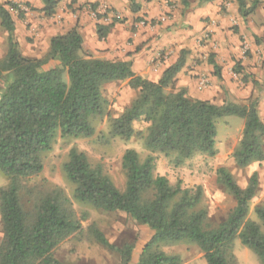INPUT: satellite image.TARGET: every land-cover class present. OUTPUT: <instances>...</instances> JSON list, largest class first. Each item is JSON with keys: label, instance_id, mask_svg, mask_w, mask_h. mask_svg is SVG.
<instances>
[{"label": "trees", "instance_id": "obj_1", "mask_svg": "<svg viewBox=\"0 0 264 264\" xmlns=\"http://www.w3.org/2000/svg\"><path fill=\"white\" fill-rule=\"evenodd\" d=\"M130 1L132 12L139 11L140 6ZM180 1L185 7L191 3ZM198 1L202 4L214 0ZM41 2L40 11L45 17L56 16L60 0ZM238 3L246 19L255 7L247 9L245 0ZM18 7L11 1L0 5L1 26L8 34V51L0 60V172L9 180L6 187L0 188V264H62L55 250L65 240L84 234L82 222L90 218L86 212L82 217L77 214L74 201L97 210L125 213L151 231L136 264H184L180 256L161 250V245L179 243L196 245L207 264H239L234 253L236 240L264 264V202L254 209L257 220L249 218L250 205L259 188L256 173L247 187L241 188L228 169H219V182L236 205L225 222L210 228L207 210L202 206V188H183L181 182L172 185L165 176L156 175L154 156L163 155L176 167L199 154L215 157L217 122L236 116L245 122L232 156L236 166L244 169L263 162L264 120L258 112V100L218 105L191 99L187 89L175 88L186 62L185 52L158 82H153L135 74L130 61L89 55L77 29L53 37L45 58H28L14 37L16 22L9 8ZM111 26L97 25L100 39L107 37ZM49 61H57L59 66L45 70ZM210 64L216 76L221 77L213 58ZM235 71L244 74L240 63ZM125 81L139 94L120 116L110 120L109 133L104 138L130 141L142 136L134 127L136 122H142L147 125L144 147L150 153L142 160L134 149L125 152V191L116 187L101 166L93 167L84 152L72 148L63 169L73 186V198L54 187L39 193L30 208L25 207L23 180L43 172L44 155L52 151L59 138L95 136L96 122L108 110L103 87ZM86 235L118 253L122 264L132 262L135 244L122 248L112 244L95 223L88 227Z\"/></svg>", "mask_w": 264, "mask_h": 264}, {"label": "crops", "instance_id": "obj_2", "mask_svg": "<svg viewBox=\"0 0 264 264\" xmlns=\"http://www.w3.org/2000/svg\"><path fill=\"white\" fill-rule=\"evenodd\" d=\"M14 1L29 3L36 10L20 19V45L26 35L33 33L37 37L36 52H29V56L23 54L28 58L38 59L40 51H49L53 37L77 29L84 40V51L89 55L102 60L130 61L135 74L158 82L165 70L185 52L186 62L176 78V89H187L191 99L218 105L228 99L236 104L258 99V112L264 120V66L259 63L264 60V46L254 44L256 38H264V0H257L260 4L254 5L256 9L246 19L236 0L232 1L237 3L231 0L191 2L188 7L180 0H134L140 6L137 12H132L130 0H60L52 21L40 11L43 8L41 0ZM250 1L257 3L256 0L247 2ZM103 6L111 9L113 15L103 16ZM258 18L262 20H256ZM109 22L114 23L107 37L100 39L97 25L108 26ZM231 24L240 28L239 35L230 31ZM18 26L16 24V36ZM238 36L246 38L243 52ZM209 50L214 52L213 60L221 69V77L216 76L210 64ZM248 50L253 54L252 59L244 56ZM256 53L263 55V59ZM232 54L239 57L244 74L230 71L236 64ZM50 63L59 66L57 61Z\"/></svg>", "mask_w": 264, "mask_h": 264}, {"label": "rangeland", "instance_id": "obj_3", "mask_svg": "<svg viewBox=\"0 0 264 264\" xmlns=\"http://www.w3.org/2000/svg\"><path fill=\"white\" fill-rule=\"evenodd\" d=\"M10 1L19 6L18 10L9 8L13 19L16 24L19 25L18 35L16 36V31L14 34V37L16 36L15 40L18 43L21 53L29 56L30 53L34 54V52H36L37 48H35V41L37 37L33 35V33H31L30 36L26 35L24 42L20 45V19H23L24 14L28 12L33 13L36 12V10L30 4L28 6L27 4H20L14 0H0V5ZM236 1L238 2V0ZM236 1L231 0V3H235ZM245 1L249 8L254 5L257 7L260 4L258 1L255 4H253V1H250V3L247 2L248 0ZM191 2L197 3L198 0H191ZM24 9H27V11ZM108 11L113 12L109 8ZM102 15L104 16V14ZM262 17L263 15H261V18ZM54 18L55 17H52L50 20L52 21ZM113 20L120 22L118 18H113ZM256 20L261 21L262 19L258 18ZM56 23L57 22H55V24ZM113 23L114 22H109V25ZM239 29L238 26H233L231 24L230 31L233 35H239ZM233 35L232 39L235 38ZM237 40L243 52L244 46L247 44L246 38L238 36ZM255 43L264 46V38L260 40L256 38L254 44ZM42 49L43 44L41 50ZM210 50L212 51V49ZM210 50L207 53L209 59H212L214 58V52ZM7 51L8 34L1 26L0 21V60L5 57ZM48 52L43 50L40 51L39 54L41 55L38 59L45 58ZM256 55L263 59V55H259L258 53H256ZM231 56L233 57L232 60L237 64L239 57L235 54ZM244 56L249 59L253 58V54L250 50H248ZM259 63H261V66H264V60L259 61ZM236 64L234 67H231L230 71L232 73H236L234 71ZM52 68H55V66L52 65L50 61L44 66L45 70ZM234 79L232 78L231 80L235 82L236 80ZM103 91L108 101V110L106 116L96 122L95 136L86 139L70 140L59 138L56 141L52 151L44 155L43 172L37 176L23 180L22 199L25 207L30 208L37 199L39 193L54 187L62 188L70 198H73V186L66 179L63 169L64 164L68 161L69 153L72 148H77L79 151L84 152L93 167L101 166L104 173L112 179L121 192H124L126 188V174L122 166L125 152L129 149H134L140 154L142 160L150 155L145 149L143 142L147 134V125L142 122H136L134 124L135 129L137 132H140L142 136H136L130 141H123L119 138L107 141L104 138V136L109 133L110 120L120 116L124 112V110L137 98L139 94L138 91L130 88L129 81L109 83L103 87ZM244 123L242 118L236 116L223 118L217 122V154L215 157L199 154L187 160L184 165L176 167L169 158L163 155H154L156 157V175L165 176L172 185L181 182L183 188H202L204 193L202 206L207 210V224L210 228H217L220 224L225 222L236 205L234 197L219 182L218 171L220 168L228 169L241 188L247 187L253 174L256 173L258 175L259 188L250 205L249 218L251 220H257L254 209L264 202V161L240 169L236 166L232 157L239 146L244 130ZM8 184V178L0 172V188L6 187ZM74 208L79 216L82 217L83 213L86 212L89 214L90 218L82 222L84 234L73 236L65 240L55 250V257L62 264H122L118 253L112 252L99 245L90 236L86 235L88 227L94 223L97 224L99 229L112 244L120 248L126 244H135L136 248L130 264H136L138 262L142 246L150 240L152 235L148 228L136 224L125 213L97 210L87 205H81L76 201H74ZM2 240L3 225L0 215V243ZM161 250L167 254L180 256L184 264H207L200 249L193 244H166L161 245ZM234 253L239 264H260L255 254L244 247L239 240L235 242Z\"/></svg>", "mask_w": 264, "mask_h": 264}, {"label": "built area", "instance_id": "obj_4", "mask_svg": "<svg viewBox=\"0 0 264 264\" xmlns=\"http://www.w3.org/2000/svg\"><path fill=\"white\" fill-rule=\"evenodd\" d=\"M24 10L27 11V9H24ZM101 12H102V14H104L105 16H107V15H111V14H112L111 12L108 11V7H106V6L101 7ZM112 15H113V14H112Z\"/></svg>", "mask_w": 264, "mask_h": 264}]
</instances>
